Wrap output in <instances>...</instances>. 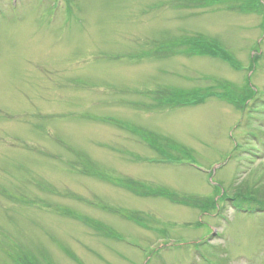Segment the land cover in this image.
<instances>
[{
    "label": "rangeland",
    "instance_id": "obj_1",
    "mask_svg": "<svg viewBox=\"0 0 264 264\" xmlns=\"http://www.w3.org/2000/svg\"><path fill=\"white\" fill-rule=\"evenodd\" d=\"M229 5L0 0V264H264V204L225 200L258 183L264 196V14ZM177 37L220 39L242 70L155 51ZM249 79L259 94L243 109L219 94L154 104V92ZM145 138L170 140V153L183 145L197 164ZM117 179L215 196L218 208L139 195Z\"/></svg>",
    "mask_w": 264,
    "mask_h": 264
},
{
    "label": "trees",
    "instance_id": "obj_2",
    "mask_svg": "<svg viewBox=\"0 0 264 264\" xmlns=\"http://www.w3.org/2000/svg\"><path fill=\"white\" fill-rule=\"evenodd\" d=\"M207 2H210L212 4H223L226 3H233L234 5H229L230 8L237 9L238 11H244V12H254L263 15L264 14V4L262 3V0H206ZM264 23V22H263ZM264 25V24H263ZM165 48L166 51H173L176 48L185 49V50H179L177 52H185L186 54H193V55H210L217 58H221L224 61L228 62L231 66L240 69L241 63L234 57L233 53L227 50L223 44L219 40H210L207 39H190L185 38L182 41H177L175 43H172L171 45H160L156 48V52H159L161 48ZM252 66L251 68H254V63L258 61V57L253 58L252 60ZM217 85L215 87L205 88V89H199V90H184V89H173V90H163L158 93L154 92L155 95V101L154 104H156L158 107H178L198 102H203L207 96H212L219 94L222 99L238 106L239 108H244L247 106V104L250 102V100L257 99L256 97L258 93L254 90V88L251 85V80H247L246 84L242 85L240 87L241 89L235 88L238 87L234 83L228 82V81H218L216 83ZM149 137V136H148ZM148 143L149 139L145 138ZM145 140V141H146ZM160 144H156L153 141H150L152 146H157L158 149L161 150L160 154H164V156H168L169 159L174 161H182V160H194L195 158L190 155V152L187 148H185L183 145H175L173 153L169 152V145L167 142H170V140L163 139V141L160 139ZM153 146V147H154ZM155 148V147H154ZM88 171V170H87ZM98 172V170L92 165L91 171L89 173ZM95 175H99L96 173ZM103 180H107L106 177L103 176ZM117 183L122 187L126 188L129 191L135 192L136 194H142L145 196H155V197H167L171 198L172 200L180 203V204H187L195 207H202L205 210H208L210 208H214L216 206V202L214 198H208L207 200H199L198 198H181L177 194H174L169 189L165 188H153L150 185H146L141 182L137 181H129L125 179H117ZM254 189H253V188ZM254 191L253 193L250 192ZM245 191V192H244ZM261 186L258 184H255L254 186H251V188H246L244 190H235V199L242 203L247 202H256V198L259 202L264 204V196L260 193ZM257 192V193H256ZM248 204V203H247ZM262 209H264V205H260ZM112 211H118L120 212L124 217L129 219H135L137 223L142 224L144 227H146V219L139 213H131L127 210L123 209H112ZM97 225V229L102 230L103 227L100 224L95 223ZM149 225V224H148ZM147 225V227H149ZM107 231V229H105ZM110 237L114 235L112 230H109L108 233ZM34 262V260H30L27 258H24L23 264H38Z\"/></svg>",
    "mask_w": 264,
    "mask_h": 264
}]
</instances>
